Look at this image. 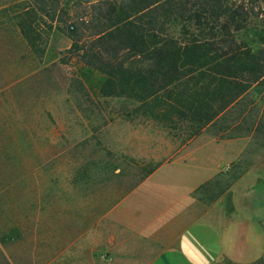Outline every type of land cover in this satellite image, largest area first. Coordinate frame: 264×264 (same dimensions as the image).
<instances>
[{
  "label": "rangeland",
  "instance_id": "1",
  "mask_svg": "<svg viewBox=\"0 0 264 264\" xmlns=\"http://www.w3.org/2000/svg\"><path fill=\"white\" fill-rule=\"evenodd\" d=\"M39 1L0 0V264H146L153 243L126 218L152 222V241L204 215L229 219L235 182L264 174V79L207 124L168 126L133 98L104 95L106 75L71 51L67 25L84 0H46L67 25ZM256 32L254 18L236 36L257 52Z\"/></svg>",
  "mask_w": 264,
  "mask_h": 264
},
{
  "label": "trees",
  "instance_id": "2",
  "mask_svg": "<svg viewBox=\"0 0 264 264\" xmlns=\"http://www.w3.org/2000/svg\"><path fill=\"white\" fill-rule=\"evenodd\" d=\"M84 1L70 25L39 3L47 18L68 26L71 51L106 75L102 93L137 100L149 118L207 124L264 79V47L255 52L236 36L254 18L264 23V0ZM31 8H20L25 31L37 18ZM171 22L183 24L179 36ZM254 35L264 45V34Z\"/></svg>",
  "mask_w": 264,
  "mask_h": 264
},
{
  "label": "crops",
  "instance_id": "3",
  "mask_svg": "<svg viewBox=\"0 0 264 264\" xmlns=\"http://www.w3.org/2000/svg\"><path fill=\"white\" fill-rule=\"evenodd\" d=\"M231 206L229 219L204 215L177 230L178 234L168 235L166 231L164 241H152V234L156 232L152 222H143L139 230L136 221L126 218L125 227L130 225L136 233L141 232L146 242L151 239L153 244H147L153 254L146 264H218L222 260L250 264L263 259L264 174L250 173L239 178L231 189ZM116 238L110 236L106 242L114 247Z\"/></svg>",
  "mask_w": 264,
  "mask_h": 264
}]
</instances>
